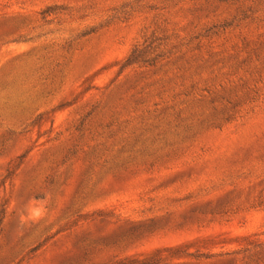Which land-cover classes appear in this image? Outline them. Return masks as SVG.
<instances>
[{
	"label": "rangeland",
	"instance_id": "obj_1",
	"mask_svg": "<svg viewBox=\"0 0 264 264\" xmlns=\"http://www.w3.org/2000/svg\"><path fill=\"white\" fill-rule=\"evenodd\" d=\"M0 264H264V0H0Z\"/></svg>",
	"mask_w": 264,
	"mask_h": 264
},
{
	"label": "trees",
	"instance_id": "obj_2",
	"mask_svg": "<svg viewBox=\"0 0 264 264\" xmlns=\"http://www.w3.org/2000/svg\"><path fill=\"white\" fill-rule=\"evenodd\" d=\"M139 48H140L139 45H136L133 48V50L131 51L129 56L126 58V60L122 64V67H126V66H130V65H133L136 63L143 62V59H142L141 55L139 54Z\"/></svg>",
	"mask_w": 264,
	"mask_h": 264
}]
</instances>
